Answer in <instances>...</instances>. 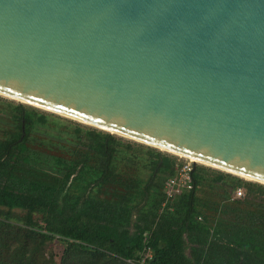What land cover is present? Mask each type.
<instances>
[{"label":"water","instance_id":"water-1","mask_svg":"<svg viewBox=\"0 0 264 264\" xmlns=\"http://www.w3.org/2000/svg\"><path fill=\"white\" fill-rule=\"evenodd\" d=\"M0 94L264 185V0H0Z\"/></svg>","mask_w":264,"mask_h":264},{"label":"trees","instance_id":"trees-1","mask_svg":"<svg viewBox=\"0 0 264 264\" xmlns=\"http://www.w3.org/2000/svg\"><path fill=\"white\" fill-rule=\"evenodd\" d=\"M11 120L0 138V264H264V185L196 165L192 189L162 207L176 157L76 128L81 147L49 176L29 146L45 113L16 103ZM132 144L147 159L144 181L118 167ZM204 184H220L217 202L200 198ZM236 188L243 197L232 200Z\"/></svg>","mask_w":264,"mask_h":264},{"label":"rangeland","instance_id":"rangeland-1","mask_svg":"<svg viewBox=\"0 0 264 264\" xmlns=\"http://www.w3.org/2000/svg\"><path fill=\"white\" fill-rule=\"evenodd\" d=\"M16 103L19 102L0 95V138H2L4 133L11 130L14 126L11 120V113ZM39 111L45 113L46 124L38 125L31 132L29 144L31 166L39 173H45L49 176L60 175L63 173V168L58 164L57 160L68 161L73 150L81 147L74 135V129L79 128L83 135V133L93 127L41 109H39ZM75 123H79L80 126H77ZM124 139L125 141L135 143L132 140ZM131 152H125L120 155L118 158V167L122 168L123 165H128L133 174L137 176V179L144 181L150 175L145 153L135 144H132ZM160 152L167 153L164 151ZM135 154L137 155L136 157ZM167 155L176 157L177 161H184V159L179 158V156L170 153H167ZM126 157L131 159L130 163ZM197 165L208 167L202 164ZM209 168L213 169L211 167ZM242 181L245 182L246 180L242 179ZM222 191L220 184H215L212 187L208 184H204L202 190L198 194L200 198L205 201L217 202Z\"/></svg>","mask_w":264,"mask_h":264},{"label":"built area","instance_id":"built-area-1","mask_svg":"<svg viewBox=\"0 0 264 264\" xmlns=\"http://www.w3.org/2000/svg\"><path fill=\"white\" fill-rule=\"evenodd\" d=\"M184 161H177L176 171L172 177H169L164 182L163 193L165 201L162 207H165L167 203L180 196L182 193L190 191L193 187L191 174L198 163L192 162L190 159L185 157ZM243 197L242 188H236L232 200L240 199Z\"/></svg>","mask_w":264,"mask_h":264},{"label":"bare ground","instance_id":"bare-ground-1","mask_svg":"<svg viewBox=\"0 0 264 264\" xmlns=\"http://www.w3.org/2000/svg\"><path fill=\"white\" fill-rule=\"evenodd\" d=\"M1 96H3V97H6V98H9V99H12L11 97H7L6 95H3V94H0ZM17 101V100H16ZM169 152V151H168ZM169 153H171V154H173V155H177V156H179V157H185V156H183V155H180V154H176V153H172V152H169ZM186 158V157H185ZM188 158V157H187ZM188 159H190L192 162H195V163H198V164H202V165H205V166H208V167H212V168H214L213 166H211V165H209V164H207V163H204V162H202V161H199V160H197V159H194V158H188ZM234 175H236L237 177H240V178H242V179H244V180H246V181H255L254 179H251V178H249V177H246V176H243V175H239V174H235V173H233Z\"/></svg>","mask_w":264,"mask_h":264}]
</instances>
